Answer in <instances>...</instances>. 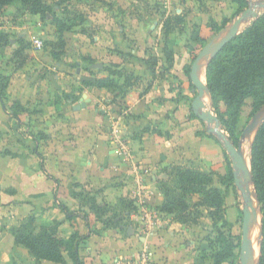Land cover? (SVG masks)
Wrapping results in <instances>:
<instances>
[{
  "label": "crops",
  "instance_id": "crops-1",
  "mask_svg": "<svg viewBox=\"0 0 264 264\" xmlns=\"http://www.w3.org/2000/svg\"><path fill=\"white\" fill-rule=\"evenodd\" d=\"M29 68L19 69L8 89L11 98L28 105L25 108L41 103L49 90L27 74ZM177 75L171 81L155 77L116 100L109 89H85L78 102L64 103L72 111L44 102L46 107L38 111L27 109L14 116L0 99V264H61L37 261L15 243L12 228L28 219L37 229L59 223L60 232L80 230L87 235L81 252L86 264H126L144 250L156 264H193L188 231L159 208L164 194L158 180L167 179L166 170L176 165L221 171L225 157L220 138L209 131L211 125L189 106L187 96L193 95L184 74ZM83 102L86 107L76 110ZM114 128L131 147L139 171L119 154ZM139 176L157 214L150 220L132 214L105 224L123 210L120 199H132ZM81 194L94 197L101 207L107 204V214L98 218ZM63 207L76 213L74 220ZM66 260L73 264L68 256Z\"/></svg>",
  "mask_w": 264,
  "mask_h": 264
},
{
  "label": "rangeland",
  "instance_id": "rangeland-1",
  "mask_svg": "<svg viewBox=\"0 0 264 264\" xmlns=\"http://www.w3.org/2000/svg\"><path fill=\"white\" fill-rule=\"evenodd\" d=\"M244 1L245 3L243 0H46L52 11L48 14L50 16L45 18L31 13L21 1H15L0 8V33L8 35L11 42L15 40L17 45L15 48L10 44L1 50L0 68L12 78L19 69L28 65L30 68L27 74H32L31 77L39 82H45L49 87L41 103L37 100L33 108H26L24 111L27 109L38 111L39 106L46 107L42 104L44 102L48 105L50 102H57L63 104L62 111H72L71 106H64V103L67 100L72 104L78 102L83 90L91 91L95 88L85 82L93 84L102 77L114 81L113 93H117L114 96L116 100L118 96H125L134 87L142 84L147 86L155 77L167 78L168 81L172 78L178 79L177 72L184 74L189 85V91L193 96L187 98L190 108L193 109L192 101L198 93L190 78L193 56H198L208 43L213 41L217 44L225 38L231 24L251 5L264 2ZM257 11L262 13L264 8H258ZM54 17L59 22L54 21ZM252 20L254 18L248 19L243 27L249 25ZM21 34H25L24 37H21ZM36 38L43 41L41 49L35 46ZM197 38L202 40L199 42ZM85 46L95 50L89 52ZM17 48L22 49L21 53L18 51L14 54L13 51ZM8 89L9 110L20 115L23 111L20 108L23 105L19 99L11 98ZM66 89L70 92H66ZM181 90L182 87L179 91L180 96ZM74 92L80 94L75 95ZM208 98L209 108L216 114L211 94ZM250 109L248 106L243 112L245 117L243 125L238 123L235 127L228 115L224 116L225 125L220 120L228 138L232 132L237 140V146L243 142L249 166L251 146L256 134L244 140L243 131L254 116H250ZM35 123L37 124L36 120L33 128ZM30 131L34 133L33 130ZM221 145L225 157L221 171L182 165L213 176L210 185L218 187L225 194L220 212L218 213L215 208L211 210L208 206L201 205L198 207L200 213L196 221L192 219L188 222L180 221L174 213H166L172 216L175 223L188 231V242L191 243V251L195 255L193 264H214L215 253L228 252V247L232 246L234 249L231 257L235 264L240 263L243 209L246 202L244 193L235 184L232 158L222 142ZM230 168L233 180L229 179ZM170 170L166 171L171 172ZM218 174L222 178L221 181ZM240 177L242 178V175ZM159 181L161 180H158V184ZM251 191L256 201L257 212L260 213L262 229V214L257 203L254 182L251 184ZM203 197L199 194L192 195L190 201H199ZM31 227L35 229L33 223ZM60 233L69 237L74 232L62 229ZM260 256L259 242L256 263Z\"/></svg>",
  "mask_w": 264,
  "mask_h": 264
},
{
  "label": "trees",
  "instance_id": "trees-1",
  "mask_svg": "<svg viewBox=\"0 0 264 264\" xmlns=\"http://www.w3.org/2000/svg\"><path fill=\"white\" fill-rule=\"evenodd\" d=\"M15 1H21L31 13L40 15L42 18L50 16L48 14L52 11V7L46 0H0V8ZM243 2L245 3L244 0ZM54 21L59 22L56 17ZM197 40L200 42L202 39L197 38ZM10 44L8 35L0 33V53ZM21 50V48L14 49L13 53L18 51L21 53ZM196 57L193 56V61ZM206 75L213 109L224 125L225 115H228L237 127L238 123L243 125L245 122L243 116L245 108L249 106L250 116H253L264 106V11L228 42L219 53L210 58ZM10 79L11 76L0 68V99L4 105H7L9 99L7 89ZM85 84L99 89L106 88L112 92L115 89L114 81L106 77L98 79L93 84L91 82H85ZM22 107L20 110L24 111L26 108ZM14 116H18V113H14ZM230 134L229 139L237 146V140L233 137L234 133L230 132ZM250 156L254 187L262 214L260 260L261 264H264V123L256 132ZM170 171L168 178L162 179L158 184L164 194L162 204L159 206L161 211L176 214L182 222L192 219L196 221L200 213L198 207L201 205H206L211 210L215 208L218 213L220 212L225 194L218 187L210 185L213 182L211 174L182 166H175ZM218 175L221 181L222 178L220 174ZM229 179H234L232 168H230ZM196 194L203 195V199L190 201V197ZM80 196L98 218H102L109 211L107 204L103 207L99 206L94 197H84L83 194ZM120 202L123 210L105 220V224H109L117 217L123 221L137 212L133 199L122 198ZM62 209L70 221L74 220L76 214L74 211H70L67 207ZM211 214H213L212 211ZM32 222L33 219H28L21 225L14 226L12 233L15 243L26 248L37 261L50 260L67 264L66 256H68L73 264H86L81 257V252L87 247V235L76 230L66 237L60 233L59 223L52 227L35 228V231L31 227ZM128 223L124 226H129L130 223ZM228 248V252L215 253L214 264L225 262L235 264L231 257L234 246Z\"/></svg>",
  "mask_w": 264,
  "mask_h": 264
},
{
  "label": "water",
  "instance_id": "water-1",
  "mask_svg": "<svg viewBox=\"0 0 264 264\" xmlns=\"http://www.w3.org/2000/svg\"><path fill=\"white\" fill-rule=\"evenodd\" d=\"M258 8H264V2L259 5H251L246 9L240 16L231 24L228 35L223 38L219 43L215 44L213 41L205 45L199 52L198 56L194 60L191 66L190 78L198 90L197 95L192 101V108L196 115L203 121L207 122L211 127L209 131L215 133L223 143L225 149L230 154L233 166H234V176L235 184L241 189L245 197V206L243 209V235H242V245H241V257L239 264H261L260 258L257 263H255V249L254 245L249 237V225L252 220L257 219V211L254 207L253 193L251 192V184H253V175L251 165L249 166L245 151L243 148V142L236 146L225 134L221 127V122L216 114L209 108V104L206 101V96L210 95L206 70L205 79L203 82L199 76V63L204 57H209V59L219 53L221 49L231 40H233L238 34L242 32L245 27L243 25L248 19L256 18L260 13L257 11ZM243 27V28H242ZM209 62V61H208ZM208 66V63H207ZM86 103L83 102L81 105L75 107L76 110L85 108ZM264 123V106L257 111L249 124L245 127L243 131V139H250L251 136L258 131L261 125ZM242 175V178L240 177ZM259 205V202L257 200ZM261 244V240L259 241Z\"/></svg>",
  "mask_w": 264,
  "mask_h": 264
},
{
  "label": "built area",
  "instance_id": "built-area-1",
  "mask_svg": "<svg viewBox=\"0 0 264 264\" xmlns=\"http://www.w3.org/2000/svg\"><path fill=\"white\" fill-rule=\"evenodd\" d=\"M35 46L41 49L43 46V41L36 38L34 40ZM117 126V125H116ZM114 141L117 144V150L123 159L128 162L132 167L139 171V166L136 164L135 154L133 153L129 144L118 134V129L114 128L113 132ZM139 173V172H138ZM143 179L139 176L137 181V187L134 191L132 199L137 207L136 215L143 214V219H153L157 212L150 207L147 201V191H145ZM126 264H156L152 258V255L144 250L138 259L130 260Z\"/></svg>",
  "mask_w": 264,
  "mask_h": 264
},
{
  "label": "bare ground",
  "instance_id": "bare-ground-1",
  "mask_svg": "<svg viewBox=\"0 0 264 264\" xmlns=\"http://www.w3.org/2000/svg\"><path fill=\"white\" fill-rule=\"evenodd\" d=\"M247 24V23H246ZM208 57H204L201 62L199 63V76L203 82H205L204 73L207 67ZM208 95L206 96V101L209 102ZM248 161V160H247ZM252 192V191H251ZM254 207L257 208L256 201H254ZM257 211V209H256ZM260 213L257 212V219L252 220L249 225V237L251 242L254 245L255 249V260L258 258V251H259V237H260ZM256 263V262H255Z\"/></svg>",
  "mask_w": 264,
  "mask_h": 264
}]
</instances>
